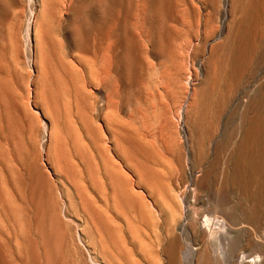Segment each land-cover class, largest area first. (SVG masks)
I'll use <instances>...</instances> for the list:
<instances>
[{
    "label": "rangeland",
    "instance_id": "374dc122",
    "mask_svg": "<svg viewBox=\"0 0 264 264\" xmlns=\"http://www.w3.org/2000/svg\"><path fill=\"white\" fill-rule=\"evenodd\" d=\"M44 1H54L57 7L49 20L44 3L0 0V192L5 199L4 206L0 205V238L9 240L18 256L13 264H25L30 249L36 253L37 264H46L47 258L50 264H123L125 257L113 249L95 214L121 230H125L124 219L97 195L84 160L75 152L71 124L83 142L88 141L72 110L73 95L76 92L84 106V95L90 91L96 106L109 102L120 126L156 142L152 147L162 161V177L174 189L181 171L190 174L185 162L187 115L194 106L190 58L184 56L183 63L168 60L177 27L169 9L163 10L159 21L153 17L148 25L142 22L140 11L149 9L151 0ZM196 4L205 21L209 5L205 0ZM40 12L35 36L33 19ZM202 53L199 47L197 58ZM53 59L56 64L77 67L80 74L69 80L57 70L66 96H58L46 108L40 93L53 80ZM87 63H93L99 73L92 87L82 70ZM152 67L165 80L158 92L149 85ZM64 100L70 103L69 111L64 109ZM94 118L99 122L100 113ZM33 163L46 176L35 188L29 182L28 167ZM181 191L182 187L175 194ZM193 196L190 189L183 200L182 210H188V215L210 205L205 198L196 201ZM124 248H130L127 241Z\"/></svg>",
    "mask_w": 264,
    "mask_h": 264
},
{
    "label": "bare ground",
    "instance_id": "6f19581e",
    "mask_svg": "<svg viewBox=\"0 0 264 264\" xmlns=\"http://www.w3.org/2000/svg\"><path fill=\"white\" fill-rule=\"evenodd\" d=\"M192 1L151 0V7L140 11L142 22L148 25L169 9L177 27L168 60L190 58L194 106L187 115L185 139L190 174L181 171L178 184L171 189L160 171L162 161L154 150L157 143L120 126L109 102L96 106L88 90L84 106L76 92L72 98L73 113L88 141L84 143L71 124L75 152L84 160L97 195L124 219L125 230H121L95 214L113 249L125 257L123 264H264V0H205L210 7L205 21L196 4L202 0ZM35 2L37 6L44 3L42 11L48 20L56 13L54 1ZM39 21L41 12L33 19V35ZM199 47L201 58L196 56ZM51 68L53 80L40 93L46 108L58 96H66L57 70L69 80L80 74L69 63L57 61ZM82 70L88 86H95L99 75L95 65L87 63ZM156 71L154 67L148 71L149 85L158 92L165 80ZM63 105L65 111L70 110V103L64 100ZM96 112L99 122L94 118ZM28 169L35 188L46 176L34 163ZM181 187L178 196L176 189ZM190 189L196 201L203 197L210 203L207 209L191 215L182 210ZM3 195L0 192L1 206ZM51 228L50 242L53 223ZM8 241L0 238V264H13L18 257ZM126 241L129 250L124 248ZM36 260L30 249L25 264H37ZM46 262L50 264L48 258Z\"/></svg>",
    "mask_w": 264,
    "mask_h": 264
}]
</instances>
